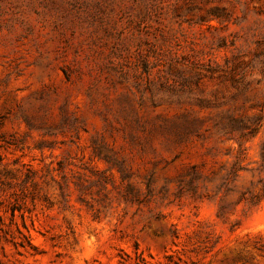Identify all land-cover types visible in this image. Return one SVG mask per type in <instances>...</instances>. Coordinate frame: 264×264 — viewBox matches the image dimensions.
Wrapping results in <instances>:
<instances>
[{
	"label": "rangeland",
	"instance_id": "obj_1",
	"mask_svg": "<svg viewBox=\"0 0 264 264\" xmlns=\"http://www.w3.org/2000/svg\"><path fill=\"white\" fill-rule=\"evenodd\" d=\"M0 264H264V0H0Z\"/></svg>",
	"mask_w": 264,
	"mask_h": 264
},
{
	"label": "trees",
	"instance_id": "obj_2",
	"mask_svg": "<svg viewBox=\"0 0 264 264\" xmlns=\"http://www.w3.org/2000/svg\"><path fill=\"white\" fill-rule=\"evenodd\" d=\"M0 159H1V157H0Z\"/></svg>",
	"mask_w": 264,
	"mask_h": 264
}]
</instances>
